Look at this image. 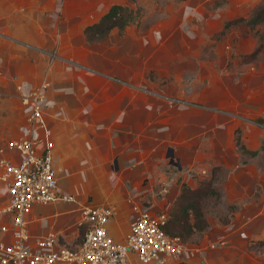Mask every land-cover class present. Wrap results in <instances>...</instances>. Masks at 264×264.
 <instances>
[{"label":"crops","instance_id":"obj_1","mask_svg":"<svg viewBox=\"0 0 264 264\" xmlns=\"http://www.w3.org/2000/svg\"><path fill=\"white\" fill-rule=\"evenodd\" d=\"M258 3H240L236 17L222 7L208 10V21L181 16L175 24L115 28L89 43L84 28L111 5L0 0V94L13 107L5 118L19 120L14 134L24 135L20 89L48 84L45 123L59 188L74 196L29 211L30 241L54 233L59 246L74 248L84 236L81 209L105 206L112 211L109 235L124 243L132 204L169 210L181 183L194 188L205 178H192L190 170L212 177L214 189L238 208L225 225L209 220L208 229L167 264H264V31L258 30L264 15L247 23ZM237 18L244 20L221 34L224 23ZM205 45L215 55L221 49L226 63L236 56L233 65L201 68ZM259 45L256 56L242 62ZM237 140L257 153L243 152ZM0 194L1 227L10 219L2 211L7 194L1 184ZM0 240L11 235L0 230ZM128 258L155 264L132 253Z\"/></svg>","mask_w":264,"mask_h":264},{"label":"built area","instance_id":"obj_2","mask_svg":"<svg viewBox=\"0 0 264 264\" xmlns=\"http://www.w3.org/2000/svg\"><path fill=\"white\" fill-rule=\"evenodd\" d=\"M47 86L44 82L30 90L20 89L26 133L7 139L0 148V184L7 194L2 211L10 217L0 230L11 235L9 241L0 240V264H130L129 253L142 263L167 264L170 258L181 257L185 243L162 228L169 210L154 213L147 202L132 204L134 217L124 243L109 235L112 211L105 206L81 209L79 225L85 228L84 236L74 248L59 246L54 233L30 241L26 216L35 205L74 200L58 185L52 132L45 123L51 104Z\"/></svg>","mask_w":264,"mask_h":264},{"label":"rangeland","instance_id":"obj_3","mask_svg":"<svg viewBox=\"0 0 264 264\" xmlns=\"http://www.w3.org/2000/svg\"><path fill=\"white\" fill-rule=\"evenodd\" d=\"M95 1L96 3H99L101 5L102 10L112 4H121L132 9L138 14L139 21L130 26L137 27V25H139V23L141 22L161 21V22H168L175 24L176 22L179 21V18L181 16L185 17V19L190 18V16H192V18L197 22L200 20L208 21L207 19L210 16L208 14V10L215 11L222 7L227 9L229 17H236L237 16L236 10L238 9V5L240 3H243L245 0H95ZM257 7H258L257 8L258 12L261 10V8L264 10V0H260V3H258ZM191 11H193L194 14H191ZM256 17L257 16H255V18ZM260 24L263 25V22ZM259 27L260 28L258 30L263 29L264 31V26L260 25ZM216 38L219 39L218 36H216ZM262 40H264V32L262 34ZM202 53H203V60L208 61V58L209 59L211 58L208 62L205 61L202 63L201 68L203 69H206L207 67L210 68L212 64L213 66L212 68L215 67V69L221 70L223 69L224 65L226 67L229 65L230 66L233 65L232 60L236 58V56H233L230 58L229 63H226V61L224 62V58H222L221 56L222 55L221 49L218 50V53L215 52L216 53L215 55L213 49L210 46H206V45L202 49ZM253 56L255 55L252 53L250 56L243 57L242 62L251 60ZM9 108H13L12 105L10 106V103L7 105V103H5L3 100V95H1L0 148L3 147L7 139L17 136L16 134H14V132L19 124V120H14L13 122H10V120H6V118L8 117L6 116L7 115L6 111H10ZM188 174L190 176L191 174H193L192 178H194V176L197 175H203L205 178L198 181L197 186L194 188H191L186 182L181 183L179 187L180 192L182 190H185V188L196 189L204 181H212V184L214 182L212 177L209 178L206 177L207 174L205 172L195 173L188 170ZM183 185L184 187H182ZM216 192L218 193V195L207 194V197L204 198V202L202 204L203 212L205 214V218L209 225H210V221L212 220H217L219 223L225 225L233 217L238 206L227 204L223 199L224 197L220 189L218 190L216 189ZM1 197L3 196L0 194V199ZM174 203L175 201L169 208V212L171 208L174 206Z\"/></svg>","mask_w":264,"mask_h":264},{"label":"trees","instance_id":"obj_4","mask_svg":"<svg viewBox=\"0 0 264 264\" xmlns=\"http://www.w3.org/2000/svg\"><path fill=\"white\" fill-rule=\"evenodd\" d=\"M256 14L257 17L248 20V24L258 22L260 17L264 15V10L261 8ZM138 19V14L127 6L112 4L108 11L96 23L87 25L84 28V35L89 43L98 42L104 39L112 29L116 28L119 32H123L128 26L137 23L139 21ZM243 20V18H237L225 22L221 34H223L224 30L237 25ZM260 47L261 45L253 52L255 56L260 50ZM237 145L243 152H247L250 155L257 153L256 151L246 150L239 140H237ZM207 194L218 195L213 187L212 181H204L196 189L185 188V190H182L169 212L167 222L162 227L164 232L171 236L179 237L183 243L188 241L194 242L196 240L195 237L202 235L209 227L202 208L204 198L207 197Z\"/></svg>","mask_w":264,"mask_h":264},{"label":"water","instance_id":"obj_5","mask_svg":"<svg viewBox=\"0 0 264 264\" xmlns=\"http://www.w3.org/2000/svg\"><path fill=\"white\" fill-rule=\"evenodd\" d=\"M170 157H171V162L173 163V156H172V154L170 155Z\"/></svg>","mask_w":264,"mask_h":264}]
</instances>
